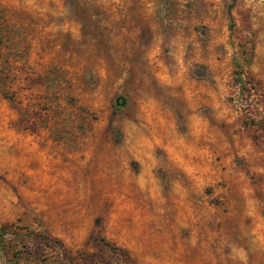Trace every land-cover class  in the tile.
I'll return each instance as SVG.
<instances>
[{"label": "rangeland", "instance_id": "1", "mask_svg": "<svg viewBox=\"0 0 264 264\" xmlns=\"http://www.w3.org/2000/svg\"><path fill=\"white\" fill-rule=\"evenodd\" d=\"M0 264H264V0H0Z\"/></svg>", "mask_w": 264, "mask_h": 264}]
</instances>
